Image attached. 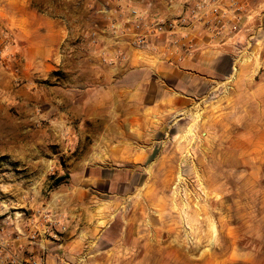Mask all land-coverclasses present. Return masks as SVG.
Instances as JSON below:
<instances>
[{
    "label": "crops",
    "instance_id": "0c3cea01",
    "mask_svg": "<svg viewBox=\"0 0 264 264\" xmlns=\"http://www.w3.org/2000/svg\"><path fill=\"white\" fill-rule=\"evenodd\" d=\"M258 1L248 5V14L261 8ZM183 8L182 0H93L85 3L78 27L27 7L18 10L22 15L11 27L25 44V59L31 65L45 59L62 72L51 81L46 120L63 131L71 167L56 177L66 179L48 204L51 224L36 216L12 226L0 222V264H175L181 238L159 231L164 207L146 196L157 188L142 178L150 162L170 159V114L181 112L200 85L227 72L234 44H218L198 28L190 36L195 52L178 62L180 51L168 52L166 37L152 36L148 25L181 16ZM133 9L144 15L145 27L129 21ZM119 11L123 32L114 33ZM248 14L243 34L251 30ZM82 29L96 36V45ZM143 35L151 50L134 45Z\"/></svg>",
    "mask_w": 264,
    "mask_h": 264
},
{
    "label": "rangeland",
    "instance_id": "374dc122",
    "mask_svg": "<svg viewBox=\"0 0 264 264\" xmlns=\"http://www.w3.org/2000/svg\"><path fill=\"white\" fill-rule=\"evenodd\" d=\"M90 2L0 0L2 225L33 216L51 224L48 204L63 183L56 185V177L71 167L63 131L46 120L51 81L62 72L52 71L45 59L32 65L25 59V44L11 27L13 18L27 7L78 27ZM258 2L261 8L252 7L256 13L246 10L251 30L242 31L229 49L227 72L200 85L181 112L170 114L165 136L170 159L160 165L150 162V172L142 178L157 188L146 196L164 207H159V231L181 238L175 264H264V0ZM123 20L120 12L112 26L120 25L123 32ZM87 30L81 32L96 45V36Z\"/></svg>",
    "mask_w": 264,
    "mask_h": 264
},
{
    "label": "built area",
    "instance_id": "2783aa9c",
    "mask_svg": "<svg viewBox=\"0 0 264 264\" xmlns=\"http://www.w3.org/2000/svg\"><path fill=\"white\" fill-rule=\"evenodd\" d=\"M170 2L176 0H169ZM183 13L173 19H155L151 28V35L165 36L168 52L173 49L180 51L178 62L185 56L195 52L191 34L198 28H202L206 34L212 36L218 44L234 42L235 46L243 29V19L246 15L248 2L250 0H182ZM131 12L132 22L137 29L146 26L144 15L133 9ZM120 25H113L112 30L117 33ZM178 32L182 33L178 36ZM143 35L136 37L134 45L141 50H151L153 43ZM170 62V60H169Z\"/></svg>",
    "mask_w": 264,
    "mask_h": 264
},
{
    "label": "trees",
    "instance_id": "16d2710c",
    "mask_svg": "<svg viewBox=\"0 0 264 264\" xmlns=\"http://www.w3.org/2000/svg\"><path fill=\"white\" fill-rule=\"evenodd\" d=\"M63 178H58L56 179L55 183L56 185H59L62 182Z\"/></svg>",
    "mask_w": 264,
    "mask_h": 264
},
{
    "label": "bare ground",
    "instance_id": "6f19581e",
    "mask_svg": "<svg viewBox=\"0 0 264 264\" xmlns=\"http://www.w3.org/2000/svg\"><path fill=\"white\" fill-rule=\"evenodd\" d=\"M234 71L237 72V71H238V68L236 67ZM234 76H235V75H234Z\"/></svg>",
    "mask_w": 264,
    "mask_h": 264
}]
</instances>
